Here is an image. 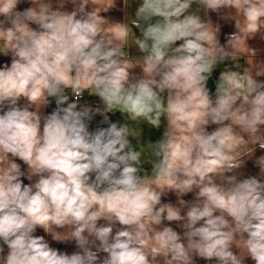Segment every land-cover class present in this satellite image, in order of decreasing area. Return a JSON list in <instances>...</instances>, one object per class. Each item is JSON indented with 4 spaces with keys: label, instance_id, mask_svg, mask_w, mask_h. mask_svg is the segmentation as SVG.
<instances>
[{
    "label": "clouds",
    "instance_id": "1",
    "mask_svg": "<svg viewBox=\"0 0 264 264\" xmlns=\"http://www.w3.org/2000/svg\"><path fill=\"white\" fill-rule=\"evenodd\" d=\"M257 40L264 0H0V264H264Z\"/></svg>",
    "mask_w": 264,
    "mask_h": 264
},
{
    "label": "crops",
    "instance_id": "2",
    "mask_svg": "<svg viewBox=\"0 0 264 264\" xmlns=\"http://www.w3.org/2000/svg\"><path fill=\"white\" fill-rule=\"evenodd\" d=\"M28 5L27 4H21V5H18V8H20L21 10L24 8V7H27ZM195 7V6H194ZM107 15H110V16H112V17H114V18H117V19H122L123 18V13L122 12H120V11H118V10H116V9H113L110 13H108ZM131 17V13H129V18ZM213 17L215 18V14H213ZM234 30V28L231 26V25H223V27H222V35H221V40H222V42H223V39H224V36H223V33H228V32H231V31H233ZM249 43L250 44H253L254 46H258V47H264V42H261V41H249ZM131 51H132V55H133V57H135L136 55H137V52H136V50H135V48L134 47H132V49H131ZM262 56H264V53H262ZM8 59V57H3V56H0V63H3L5 60H7ZM226 64H231V62H225ZM241 63H244V60L243 59H241ZM224 67V65L222 64V65H220V66H218L217 67V69H215L214 70V72H213V74H212V79H213V84H214V82H215V80L217 79V77H218V75H219V72H220V70L222 69ZM137 71H139L138 69H137ZM259 79H264V77H260ZM210 87V86H209ZM215 87V86H214ZM88 97V96H87ZM92 98H95V99H97L96 97H88V101L89 100H91ZM51 109L49 108V109H47V111H50ZM103 115H107L108 117H109V120H112V121H114V120H117V119H122V117L120 116V113H115V114H112V113H108V114H104L103 113ZM150 129V128H149ZM160 133L163 131V128L161 127L160 129ZM162 134V133H161ZM147 136V134H144V137H146ZM161 136V135H160ZM148 137V136H147ZM150 140V139H149ZM260 154V151L258 150V152H257V155H259ZM242 171L245 173V174H255L257 171H258V169H256L254 166H253V161H248V163H247V166L245 167V168H243L242 169ZM28 181L27 180H25V183H27ZM191 196H192V194L191 193H189V194H187L186 196H185V199H190L191 198ZM166 199H171V200H175V196L174 195H169V197H167ZM56 246H58V247H61V248H63L64 247V245H56ZM69 250H71V249H69ZM199 264H205V262L203 261V260H199ZM250 264H251V262H250Z\"/></svg>",
    "mask_w": 264,
    "mask_h": 264
},
{
    "label": "water",
    "instance_id": "3",
    "mask_svg": "<svg viewBox=\"0 0 264 264\" xmlns=\"http://www.w3.org/2000/svg\"><path fill=\"white\" fill-rule=\"evenodd\" d=\"M90 130L106 127L108 121L105 120L103 113L91 112L86 118Z\"/></svg>",
    "mask_w": 264,
    "mask_h": 264
},
{
    "label": "rangeland",
    "instance_id": "4",
    "mask_svg": "<svg viewBox=\"0 0 264 264\" xmlns=\"http://www.w3.org/2000/svg\"><path fill=\"white\" fill-rule=\"evenodd\" d=\"M89 101H91V100H89ZM161 133H160L159 129H154V128L149 129L147 126H144V134H147V136H148V137L147 136L144 137L145 140L150 139V140L155 141V140L160 138Z\"/></svg>",
    "mask_w": 264,
    "mask_h": 264
},
{
    "label": "trees",
    "instance_id": "5",
    "mask_svg": "<svg viewBox=\"0 0 264 264\" xmlns=\"http://www.w3.org/2000/svg\"><path fill=\"white\" fill-rule=\"evenodd\" d=\"M209 86H210V88L214 91V86H215V84H213V79L212 78H210V80H209Z\"/></svg>",
    "mask_w": 264,
    "mask_h": 264
},
{
    "label": "built area",
    "instance_id": "6",
    "mask_svg": "<svg viewBox=\"0 0 264 264\" xmlns=\"http://www.w3.org/2000/svg\"><path fill=\"white\" fill-rule=\"evenodd\" d=\"M85 99H88L87 94L85 95ZM95 100H96L95 98H92V99H91V101H95ZM91 101H90V102H91Z\"/></svg>",
    "mask_w": 264,
    "mask_h": 264
}]
</instances>
